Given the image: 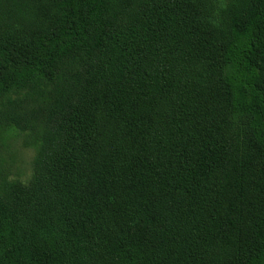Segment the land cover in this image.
Returning a JSON list of instances; mask_svg holds the SVG:
<instances>
[{"label":"trees","instance_id":"obj_1","mask_svg":"<svg viewBox=\"0 0 264 264\" xmlns=\"http://www.w3.org/2000/svg\"><path fill=\"white\" fill-rule=\"evenodd\" d=\"M0 264H264V0H0Z\"/></svg>","mask_w":264,"mask_h":264},{"label":"rangeland","instance_id":"obj_2","mask_svg":"<svg viewBox=\"0 0 264 264\" xmlns=\"http://www.w3.org/2000/svg\"><path fill=\"white\" fill-rule=\"evenodd\" d=\"M34 157V151L32 149H26L18 146L15 151V161L17 167L19 168V173L17 177L26 181L32 173V160Z\"/></svg>","mask_w":264,"mask_h":264}]
</instances>
